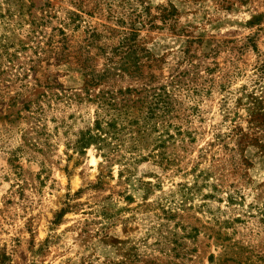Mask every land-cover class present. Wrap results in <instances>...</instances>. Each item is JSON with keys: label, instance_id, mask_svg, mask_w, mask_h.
<instances>
[{"label": "rangeland", "instance_id": "rangeland-1", "mask_svg": "<svg viewBox=\"0 0 264 264\" xmlns=\"http://www.w3.org/2000/svg\"><path fill=\"white\" fill-rule=\"evenodd\" d=\"M140 1L161 25L135 22L148 51L141 71L102 82L155 86L182 74L197 91L194 102L179 94L173 123L192 141L168 145L172 127L157 126L162 146L137 152L174 151L173 161H139L121 175L118 164H99L94 147H67L93 107L55 103L52 93L81 88L104 59L95 48L82 52L84 67L71 58L83 45L80 28L65 29L62 56L40 50V34L29 30L55 38L74 2L95 4L25 0L27 19L50 16L13 35L24 47L7 48L12 61L0 75V264H264V0ZM171 6L164 24L156 7ZM3 12L17 17L11 6ZM105 13L84 18L106 23Z\"/></svg>", "mask_w": 264, "mask_h": 264}, {"label": "trees", "instance_id": "trees-1", "mask_svg": "<svg viewBox=\"0 0 264 264\" xmlns=\"http://www.w3.org/2000/svg\"><path fill=\"white\" fill-rule=\"evenodd\" d=\"M93 1L95 6L91 11L85 10L74 2V8L66 10V15L59 19L60 26L57 27V34H54L55 38L53 34L46 36L34 28L29 30L40 34V38L37 39V44L41 43L38 46L40 50L48 49L62 56V49L66 48L64 46L65 29L77 30L80 28L83 33V45L80 44L78 50H73L71 58L84 67L90 58L82 52L88 53L90 48H95L98 50L96 54L104 59L101 71L88 75L81 88L74 91L60 88L52 93L51 98L55 103L64 101L66 105H70L72 102L75 104L85 102L93 107L92 113L84 121L82 129L71 133L74 136L73 139L67 137L66 146L79 154L84 153L90 146L94 147L101 157L99 164L104 167H113L114 164H118L119 175L121 172L130 173L133 165L148 159L154 160L159 166L163 163L170 164L173 161L171 157H175L174 151L154 152L153 148L148 154L137 151H140L142 147L145 149L144 145L147 144H154L156 147L162 146L159 144L158 135L152 136V131L157 126L163 127V129L172 127L174 134L164 130L166 135L164 141L168 145L169 143L175 144L177 140L178 142L184 140V135L192 141V131H183L180 125L176 122L173 123V119L179 121L181 118L178 116L180 108L177 105L179 94L183 93L189 101L194 102L193 94L197 91V87L189 82H184L185 80L182 81L180 73L171 75L163 83L155 86L147 83H142L139 87L105 85L102 81L114 74L133 77L138 76L141 71V57H146L148 51L137 40L140 28L135 25V22L138 21L140 26L151 28L161 25H156L152 21L154 17L150 16L151 8L143 1ZM24 3L25 0H0V75L4 72L3 62L12 61V53H8L7 48L14 44L20 45V43L21 47H24L22 40L14 43L13 35L27 23L36 24L38 27L43 26L47 22L46 17L50 16L49 13L42 12L44 15L41 16V19L36 18L35 23L32 18L24 17L27 16L22 11ZM5 5L11 6L16 11V19H11L4 14ZM156 9L159 10V17L164 24L168 17L175 14V9L172 6L170 8L156 7ZM95 11L106 12V23H92L84 18L85 14L91 16V13ZM194 69L191 72L194 71V74L197 75L198 71L196 72ZM187 80L191 81V79ZM63 126L67 125L61 123L56 126V132L59 127ZM64 133L67 135L68 131L64 130ZM157 141L159 143H156ZM125 177L128 179L127 174Z\"/></svg>", "mask_w": 264, "mask_h": 264}]
</instances>
